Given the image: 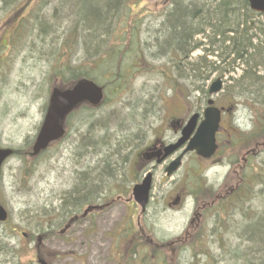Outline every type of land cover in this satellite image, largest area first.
Masks as SVG:
<instances>
[{
    "label": "rangeland",
    "instance_id": "obj_1",
    "mask_svg": "<svg viewBox=\"0 0 264 264\" xmlns=\"http://www.w3.org/2000/svg\"><path fill=\"white\" fill-rule=\"evenodd\" d=\"M13 1L0 0V147L12 148L19 152V156L9 159L2 168L0 206L6 210L8 220L0 223V264H37L33 259L34 239L37 236L44 237L43 247L50 254L51 264H167L168 252L148 246L145 235L141 232L139 238L137 230L144 231L156 243L174 239L171 244L163 246L172 245L174 249L178 247L176 255H172L176 264H264V242L259 245L258 242L251 241L254 238L253 232L258 228L257 224L262 222L261 212L264 209V183L261 181L264 167L261 155L254 158L251 165L244 169L246 173L255 174L257 186L243 203L245 206L236 211L235 225L231 228L226 226L224 231L218 232L214 230L215 218L210 214L206 216L208 218L204 222L205 229L194 233L193 241L188 248L177 244L176 241L181 237L189 219V198L185 199L180 208L176 206L174 209L166 208L165 205L175 197L174 194L179 192V189L186 193L197 188L198 182L192 179L191 175L193 155L185 156L182 168L171 179H164L165 174L161 167L155 170L150 201L144 214L137 216L139 208L129 196L118 198V194L122 197L121 193L126 194L132 187L133 175L130 171L135 156L133 147L136 143L131 141L132 147L130 146V149L125 147L120 142V134L124 129L123 124L124 127L131 123L132 126L135 123L136 126L140 125L141 110L134 107L138 99L140 101L145 98H138L142 96L140 90L150 91L153 98L151 101L153 105L149 106L153 114H149L152 118L150 122L152 127L156 124L160 126L161 119L168 113L165 105H172L183 99L187 100L185 102L190 106L195 102L199 105L202 99L205 103L208 81L221 78L224 82L222 92L212 99L218 107H235L233 117L237 122L236 126L242 131H251L253 121H258L259 125L261 117L264 119V70L261 69L263 66L252 70L258 78L255 82L257 89L250 85L241 87L239 83L245 81L248 75L246 74L248 70L243 74L246 66L243 64V68L238 61L232 63L235 60L232 54L226 57L227 64L224 62L222 65L224 56L218 57L219 44L212 49L208 45V40L202 43L203 38L198 37L200 35L193 36L188 43L189 48L199 43L206 46L203 48L204 52L198 50L189 53L188 72L178 65L180 59L174 55L172 57H175L177 69L163 66L168 63L167 59L162 58L159 61V58L152 56L159 44H162L160 42L163 38L160 37L157 42L155 39L158 36H169L171 21L165 16H170L175 6L172 2L155 13L153 8H149L148 13L137 21V28L134 29L137 36H140V41L139 37L132 41L133 46L130 47L132 51L123 62L127 66L132 63H145L149 67L162 66L166 69V74L163 71L162 74L166 75L167 81H163L159 75L151 76L147 71H143L144 73L141 72L139 76L135 72V79L130 78L129 93L118 92L114 95L112 92L114 88L106 86L108 101L101 108L91 113L79 109L76 115L67 121L66 137L38 158L29 160L24 153L37 134L50 85L54 82L48 77L52 69L50 64L48 67L45 59L50 58V44L64 43L71 48L66 34L72 26L71 20L74 18L72 8L75 1L47 0V7L41 14L43 19L56 18V23L50 22L54 27L48 31L57 29V33L56 36L44 39L47 45H42L40 40H37L33 48L35 52L30 51L28 46L29 42L36 40L35 36L26 37L21 44L11 48L13 28L9 24V27L2 29L13 8L23 4L20 0L18 4L13 5ZM124 1L125 9L131 10L129 13L146 7L135 6L137 0ZM176 1L179 6L190 8V0ZM129 13L127 10L122 11L121 24L116 28L110 25L108 34L100 36L101 41L98 44L92 43L90 37L85 36L88 35L85 32L86 28L83 31L84 36H73L74 53L68 55L71 58L70 65L83 64L84 68L89 66L94 68L101 60L94 62L93 59L87 60L91 58L90 56L103 55L114 47L122 50L123 24ZM254 23L256 24L254 30L247 33V39L252 40L257 36L260 42L264 39V17H256ZM25 33L31 36L28 31ZM207 50L215 52L210 54ZM38 51L42 53L49 51V55L41 57ZM201 57L204 59L201 60ZM201 64L210 68L204 72L202 82L197 81L195 75L190 72V69H194L193 66L199 67ZM211 67L215 68V71H211ZM168 68L170 70H167ZM113 70L115 69L112 67L110 73H113ZM109 74L108 69L104 72L101 70L94 78L100 86H105L104 78ZM167 108L170 109L168 106ZM231 113L223 116L222 128L226 129L227 125L233 126ZM148 126L147 122L143 123L141 135L139 134L140 142L152 139L154 132H148ZM159 130L158 127L156 134ZM137 131L139 130L129 128L126 133L132 134ZM227 133L228 130L225 132L221 130L218 138L221 160L215 165H210L203 175L205 184L213 188H217L228 175L231 169L229 160L234 161V158L228 155L231 148L227 142L229 139L226 138ZM165 134L167 137L171 132L166 131ZM77 135L81 136L76 137ZM87 135L93 143L99 144L96 152L73 148L76 146V139L80 138L84 142ZM102 142L106 144L104 148L101 146ZM143 166L142 164L135 169L140 178L148 169ZM76 170L79 173H74ZM76 177H80V180ZM91 189L92 202L96 206H101V211L93 214L90 219H83L73 225L70 223L72 226L64 230L65 224L73 218L77 205L84 202L83 194ZM256 240L260 241V238Z\"/></svg>",
    "mask_w": 264,
    "mask_h": 264
},
{
    "label": "flooded vegetation",
    "instance_id": "obj_2",
    "mask_svg": "<svg viewBox=\"0 0 264 264\" xmlns=\"http://www.w3.org/2000/svg\"><path fill=\"white\" fill-rule=\"evenodd\" d=\"M169 4H172V0H137V2L135 3V6H137L138 8H140V6L141 7L146 6V7L140 8V11L138 9L140 17H142V15L144 16L146 13H148L147 11L149 10V8H153L154 13H155L156 11L160 12L163 8H166ZM126 5H127V2H126ZM138 37H139V41H140V36H124V38H123L124 45H123L122 50L112 49L110 51H107L106 56L111 52H114L117 54V71L118 72H116L114 75H110V74L107 75V77L105 79L106 80L105 86H104L105 92L107 91L106 86H108L110 88H114L117 91V93L118 92L126 93V91L129 93L130 92L129 80H131L132 78H134V79L136 78V77H134L135 72H137L138 76H139L141 74V72L147 71V74H150L151 76L152 75H159V76H161L163 81H167L166 75L162 74V71L166 74V69L165 68L163 69L162 66L154 65V66L149 67V65L146 66L145 63L144 64L143 63L142 64L132 63L128 66L126 64H124L123 59L127 57V54L130 51H132L130 49V47L133 46L132 41L137 40ZM160 37H161V39L163 38V41L160 42L162 44H159V46L156 48L157 51L155 53H153L152 56H156L157 58H159V61H161L162 58L163 59L165 58V60L167 59L168 63L163 65L165 67L170 66V68L176 70L178 65H179L180 67L182 66V68H185L188 70V67H189V64H188V59H189L188 43H189V40H187V38H186L184 42L179 44V43H175L172 40H170V36H166V37L165 36H158V38H156L155 41L157 42V40ZM198 37L203 38L201 40L202 43L204 41H206L204 39V36H198ZM254 37L257 38V36H254ZM165 38H166V40H165ZM136 44L134 43V45H136ZM192 47H194V46H192ZM200 48L201 47L197 46L194 50L198 51ZM135 51H136V49H135ZM172 55L177 56L180 59L178 65L175 64L176 60H175V57H172ZM156 60H158V59H156ZM201 66H202V64H201ZM140 68L143 70H138ZM132 70H134L133 73H132ZM167 70H170V69L168 68ZM187 70H186V72H187ZM199 78L201 80V81L200 80L199 81L202 82L203 73L199 76ZM169 80L173 81L170 78H169ZM210 83H211V81H208L207 85H209ZM140 93L142 94V96H139L138 98H142V97H145V98L141 99L140 101L138 99L136 101V106L134 103V107L141 110V118H140L141 121L139 122L140 125L136 126V123H135L132 126V123H131L130 125H127L126 127H124V124H123L122 128H124V129L121 131V134H120L121 135L120 142H122L125 145V147L130 149L132 147V144H130V143H132V142L136 143V145L133 147V149H134L133 152H134L135 156H134V159L132 162V170L130 171L131 174L133 175L132 179H131L132 185L140 183L141 179L143 178V177L140 178V175H138V173L137 174L135 173V169L138 166H141L143 164L144 165L143 168H146V167L148 168L147 171H145L144 175H146L147 173H150L151 179L153 182L155 170L157 168L161 167L162 170L164 171V169H166V167L169 165V163L172 161V159L175 158L177 156V154L184 151V149L187 146V143H184V145L182 147H180L179 149H177L173 155H171L165 159H163V157H162L163 153L167 147L175 145L176 143H178L181 130L186 126L191 115H197V119H196L197 123L196 124H198L201 121L202 115H203L202 113L206 108V102L208 100L207 99L205 101V103H204L203 99L201 100V103L203 104V106H200L201 103L198 105L196 102L194 105L190 106L189 104H186L185 101H187V100H185V99H183L181 102L177 100L176 101L177 103L172 104V105L171 104L167 105L170 108L169 110H168L167 106L165 105L166 111H168L166 117L161 119L160 126L156 124L155 126L152 127V123L150 122V120H152V118L149 117V114H152V113L150 111L149 106L151 105V101L153 98L151 97L150 91L146 92L144 90H140ZM187 98H188V96H187ZM107 101H108V98L105 96L103 104L96 109L90 108L88 110V113H91L94 110H98ZM152 105L150 107H152ZM214 106L217 107L215 102H214ZM131 110H133V108ZM128 111H129V109L127 108L126 112H128ZM75 115L76 114L74 113V116ZM224 115L225 114L222 112L219 130L215 136V140H216V143L219 147L220 141L218 140V138L220 136L221 130L223 132L228 130L226 138H229L227 140L228 144L233 145L230 153H232V155H234L235 150H237L241 144L240 143V135H239L238 131L236 130V128H234L233 126L229 127L227 125L226 129L222 128V121H223ZM125 122H126V119H125ZM145 122H147L149 125L148 126V130H149L148 132H154V135H153L152 139L149 141H144V140L141 141L144 143L142 145L140 142L141 138L139 139V134L141 135V131H142L141 127H142L143 123H145ZM158 127L160 128V130H159V133L156 134ZM129 128H133V130H135V131L137 129L139 131H137L138 133L133 132L132 134L126 133V130ZM166 131L171 132V134H168L167 137L165 134ZM262 132L264 135V123H263V127H262ZM80 136L81 135H77L76 137H80ZM143 136H145V135L143 134ZM134 139H137V140L135 141ZM73 142H75V140ZM75 144H76V146H73L74 149H77V150L78 149H84L86 152L87 151L96 152L95 150L99 146L98 143H93V141L90 140L88 135L85 138L84 142L81 141L80 138L76 139ZM101 146H102V148H104L106 146V144L104 142H102ZM253 147L254 148L250 151V153L244 152L243 156L240 157L239 163H233L234 167H237V169L233 167L230 171L232 174V177L230 178L231 184H227L224 181L217 188H212L214 190V192H211L210 189H207V187L203 184V181L201 180L199 175H201L203 177V174L209 168L208 166L218 163L221 160V156L216 154L214 157H212L208 161H205L202 159H197V163L199 165V170L196 172H192L197 177L196 181L198 182V185H197V188L195 189L197 191L193 190V191H187L186 193H182V189H179L178 190L179 192L174 194L175 197L173 199H171V201L166 203V205H165L166 208H173L174 209L175 206H173V205L175 203H177L176 207L180 208L183 205L186 198H189V200H190L189 216H188L189 219L185 224L183 233L181 235L182 237L178 241L179 245H184L186 247H189V245L193 241L192 238L194 236V233L200 232L201 230L205 229V223L204 222L208 218L206 216H208L210 214L215 218L213 221L214 230H218V232L224 231V228L226 226H229L231 228L233 225H235L236 220H234V218L236 217V211L238 209V206L240 205L237 203L238 202L237 196H239V198H240L243 195V192L245 191V189L247 188V186L244 184L245 179H243V175H241V174H242L243 170L246 168L247 164L251 163V159L253 157H257L258 155H261V157L263 158L262 166L264 167V138H263L262 143H255V144H253ZM2 148H8V147H2ZM258 148H260V150H258ZM248 154L250 155V157H248L249 156ZM161 158H162V161L158 165L157 164L158 160H160ZM205 165L206 166L208 165V166L205 167ZM85 168L87 169L88 166H85ZM72 173H73V171H72ZM74 173L77 174L79 172L76 170ZM175 175L176 174L174 173L173 176H175ZM173 176L170 178L165 176L164 179H171V178H173ZM261 176H262L261 181L264 183V168L262 169V175ZM76 179L80 180V177H76ZM127 179H128V177H127ZM73 191L76 192V189H74ZM129 193H130V191H128L126 194L121 193L122 197L120 196V194H118V198L128 197ZM83 195H84V199H85L84 202L79 203L77 205V210H75V214H74L73 218L65 224L64 230H66L68 227L72 226L73 224L82 221L83 219H90V217L93 214H96L98 211H101L102 207L99 205L96 206V204L94 205V203L92 202V195H93L92 189L88 193H85ZM203 195L205 196V198H203ZM76 199H78L77 195H76ZM261 220L264 223V209L261 212ZM70 223H72V225ZM136 232L139 233V230H137ZM139 238H141L140 234H139ZM40 248H41V251L44 250L43 241H42V245L40 246ZM175 252H176V250L174 248L171 249L172 255H174ZM169 261H170L169 264H171V261H172L171 257H170Z\"/></svg>",
    "mask_w": 264,
    "mask_h": 264
},
{
    "label": "trees",
    "instance_id": "obj_3",
    "mask_svg": "<svg viewBox=\"0 0 264 264\" xmlns=\"http://www.w3.org/2000/svg\"><path fill=\"white\" fill-rule=\"evenodd\" d=\"M19 1L20 0H14L12 4H18ZM21 1L23 4L18 8H13V12L7 17L8 20H6L2 29L9 27V24L13 28V34L12 36L10 35L11 48H15L21 44L26 37L30 38L35 36L36 40L28 43L30 51H34L33 48L35 47L37 40H40L42 45H47L44 39L48 36H56L57 29H54L52 32L48 31V29L51 30L54 27L50 22L54 21L56 23V18L51 17L49 19H43L41 13L47 7V0ZM74 1L72 8L74 13L72 16L74 18L71 20L72 26L71 28L69 27L70 29L66 34L71 48L67 47L64 43H61L60 45L50 44V58L45 59L48 67L50 64L52 69V73H50V76L48 74V77L50 80H54L53 83L56 82L55 86L58 88H67L81 77H94L95 73H100L102 70L97 63L94 66L95 68H91L90 66L84 68L83 64H79L78 66L70 65L71 58H69L68 55L74 53L72 44L73 36H84L83 31L84 28H86L85 32H87L88 35L85 36H89V40H92V43L97 42L98 44L101 41L99 40V37L108 34L107 32H109L110 25H113L116 28L118 24H121L122 11L127 10V13L131 11L129 8L125 9L124 0ZM172 2L175 8L171 10L170 16H166L168 21H171V24L169 25L170 40L181 44L186 38L191 42L193 36L200 35L204 36L206 41L208 40V45L211 46L212 49L218 43L219 58H222L223 56L225 57V55L226 57H229V55L232 54L235 56V60H233L232 63L238 61L243 68L244 65L246 66V69L243 70V74L248 70L246 73L248 74L247 79L242 83L240 82V86L250 85L252 88L257 89L255 82L258 78L255 77L253 71L255 68L264 67V65H262L264 64V39L259 42L255 37H253L252 40L247 39L246 37L248 36L247 33L252 29L254 30L256 25L254 23L255 15L249 12L246 0H190V8L179 6L178 1L176 0ZM5 7L10 6L5 5ZM24 10L25 12L23 13ZM139 18L140 14L137 11L126 15L123 24L124 30L121 36H137L138 34L137 32L135 33V30ZM25 31H28L31 36H27ZM252 41H254V44H252ZM197 46H199V44L195 47L191 46L189 48V53H191V51ZM89 49L93 48L89 47ZM113 49H115V47ZM209 52L210 54H213L215 51L210 50ZM38 53L41 57L49 55V51H43V53L38 51ZM90 57L91 58H87V60L93 59V62L101 59V55ZM105 58L110 59L113 63L115 60V64L108 66L107 69H111L112 67L115 69V66L117 69L116 53L111 52L104 57V60ZM53 63L56 64L53 65ZM263 67L261 68L262 70H264ZM192 68L194 69H190V72L193 74H197L198 71L204 74L207 70V67L203 66H193ZM116 72L110 74L113 75ZM199 80L200 78L198 81ZM51 87L52 84L50 85V88ZM263 138L264 137L259 134L254 139H248L247 142L245 141L242 144L244 145L242 148H252L255 141L260 142ZM257 225L258 228L253 232L254 238L251 241H256L259 245H262L264 242V223L261 222ZM258 238H260V241L256 240Z\"/></svg>",
    "mask_w": 264,
    "mask_h": 264
},
{
    "label": "water",
    "instance_id": "obj_4",
    "mask_svg": "<svg viewBox=\"0 0 264 264\" xmlns=\"http://www.w3.org/2000/svg\"><path fill=\"white\" fill-rule=\"evenodd\" d=\"M249 8L253 12L264 14V0H247ZM222 83L220 80H216L209 88V95L217 94L220 92ZM102 100V90L94 83L82 79L74 84L71 88L66 90H58L54 88L49 97V104L46 110V115L43 124L37 134V137L31 148V156H37L46 147L59 140L63 134V122L65 117L79 104L88 103L89 105L96 106ZM212 101L208 102L211 105ZM220 119V111L215 108H208L204 111V118L200 125L197 127L192 138L189 140L186 152L195 151L196 155L208 159L215 150V133L218 129V123ZM196 116H193L188 125L182 132V139L179 143L173 147L180 146L185 140H187L194 131ZM171 152H167L169 154ZM12 155L11 150L0 149V169L2 163ZM180 159V158H179ZM179 159L172 164L168 173L174 170ZM150 189V175L142 182L141 185H137L132 189V195L136 204H138L142 211L148 202V192ZM6 212L0 207V222L6 220ZM39 264H46L44 261H39Z\"/></svg>",
    "mask_w": 264,
    "mask_h": 264
},
{
    "label": "bare ground",
    "instance_id": "obj_5",
    "mask_svg": "<svg viewBox=\"0 0 264 264\" xmlns=\"http://www.w3.org/2000/svg\"><path fill=\"white\" fill-rule=\"evenodd\" d=\"M226 61H227V60H226V55H225V57L222 58V63H221V64L224 65V62L226 63ZM226 64H227V63H226ZM228 65H229V64H228ZM202 66H203V65H202ZM207 68L210 69L209 67H207ZM183 70L186 71L187 69L183 68ZM211 71H215V68H212V67H211ZM225 71H226V70H225ZM232 71H234V70H232ZM187 72H188V70H187ZM232 73H233V72H232ZM201 74H202V73H201L200 71H198L197 74H194V75H195L194 77L197 78V81H198L199 76H200ZM203 76H204V75H203Z\"/></svg>",
    "mask_w": 264,
    "mask_h": 264
}]
</instances>
